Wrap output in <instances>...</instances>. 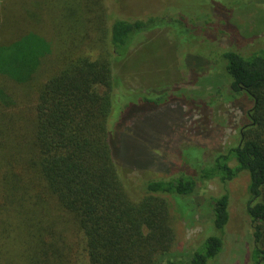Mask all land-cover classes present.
I'll return each instance as SVG.
<instances>
[{"label":"trees","instance_id":"obj_1","mask_svg":"<svg viewBox=\"0 0 264 264\" xmlns=\"http://www.w3.org/2000/svg\"><path fill=\"white\" fill-rule=\"evenodd\" d=\"M27 1L0 2V264H209L223 250L228 184L243 172L251 260L264 264V35L241 48L226 16L264 0H208L212 8L192 17L115 19L110 48L95 58L65 46L54 55L33 30L40 24ZM23 20L30 30L13 37ZM156 29L179 36L192 77L185 86L125 87L114 64ZM177 102L197 112L200 124L217 102L242 115L211 156L184 148L166 177L135 166L144 171L138 185L126 182L129 190L118 161L133 150L122 155L123 141L130 145L145 108ZM213 181L219 196L207 191ZM174 212L189 222L201 215L204 229L187 249L175 248Z\"/></svg>","mask_w":264,"mask_h":264},{"label":"rangeland","instance_id":"obj_2","mask_svg":"<svg viewBox=\"0 0 264 264\" xmlns=\"http://www.w3.org/2000/svg\"><path fill=\"white\" fill-rule=\"evenodd\" d=\"M29 1L31 4L28 9L31 10V17L34 23L40 24L39 26L34 24L33 30L45 37L54 48V55L59 47L65 46L69 47L74 55H79L82 49H87L86 55L93 58L98 56L99 52L106 54L110 48L108 34L115 19H144L149 16L166 17V15L168 17L173 16L172 13L192 17L205 14L208 8H212L208 0H28L27 2ZM236 1L225 0L226 3L231 4ZM263 7L249 3L246 7H238L228 15L221 12L222 17L227 16L228 23H226L235 31L233 37L241 42V48L245 47L246 41L251 42L252 38H261L264 35V9H260ZM18 11L15 7L12 8L10 15L16 16ZM30 28L31 24H27L24 20L20 21L11 29L16 35L11 36L18 38ZM177 37L179 36L175 31L169 29H156L148 33L137 42L139 47L133 49L134 51L132 50L122 63L114 64L115 77L128 88L146 89L157 84L185 86L188 77H192L185 66L187 63L193 64V60L186 57L182 42L180 41V44L176 42ZM15 90L13 86L11 91ZM140 114L142 115L138 120L139 125L130 145H126L125 141L123 145L120 144L122 155H126V150L130 148L133 154L130 152L125 160L118 161V170L124 177L125 183L133 186L139 184L135 182L139 180V174L144 171V169L138 170L135 166H148V171L143 174L150 178L166 177L169 174L165 171L168 169L172 171L181 163L179 153L184 148L200 147L203 148L204 156H211L221 148L222 143L228 141L227 136H230L232 131L230 128L242 115L239 110L222 102H217L212 107L208 117L209 122L205 124H200L201 119L197 112H188L187 107L178 102L159 110L148 111L145 108ZM127 133L128 131L123 132L122 139H125ZM192 152L191 149L186 151L190 155ZM127 161L134 163L125 167L124 163ZM127 183L126 186L130 190ZM247 183V174L243 172L228 184L229 221L225 227L223 250L209 264H253L250 255L253 246L251 228L244 214ZM207 191L215 196H219L222 192L216 181L207 185ZM175 207L173 205L174 211ZM173 214L176 231L175 248L183 250L195 245L198 234L204 229L200 224L201 215H195L193 221L189 222L178 213Z\"/></svg>","mask_w":264,"mask_h":264}]
</instances>
